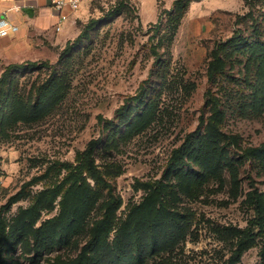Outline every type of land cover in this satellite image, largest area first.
I'll return each mask as SVG.
<instances>
[{
	"label": "rangeland",
	"instance_id": "1",
	"mask_svg": "<svg viewBox=\"0 0 264 264\" xmlns=\"http://www.w3.org/2000/svg\"><path fill=\"white\" fill-rule=\"evenodd\" d=\"M118 1L92 0L86 17L78 23L79 36L95 22L89 29V37L72 50L73 69L67 98L43 121L6 127L0 123V211L49 165L58 161L74 163L77 153L84 151L90 141L105 140L107 133L102 120L115 119L117 111L140 94L147 80L154 87L159 83V66L151 48L156 40H150L152 26L158 20L146 22L157 19L159 13L167 31L168 14L175 0H158V10L156 0H143L142 6L138 0H128L130 11L112 16L110 13ZM255 28L264 31V0H201L189 4L170 46L172 64L163 78L165 88L160 91L158 100L160 119L118 150L104 149L101 145L96 153L100 170L111 174L109 180L123 201L116 214L119 223L125 219L128 206L139 204L143 199L144 190L137 188L138 181L162 180L172 151L199 127L206 111L211 51L237 34L251 38ZM66 34L62 31L57 36L64 38ZM19 35L0 48V77L9 66L32 62L41 65L13 72L10 87L23 95L33 83L51 75L67 43L72 44L78 36L72 35L59 44L55 38L52 42L47 38L33 40ZM234 62L235 68L230 70L229 77L222 78L220 86L212 87L220 89L219 94L224 98V131L239 137L240 147L232 151L238 158L243 149L264 145V108H253L252 86L248 83L255 81V77L251 73L245 75L247 57L238 55ZM8 89L4 87V92ZM0 107L1 112L6 113L4 100ZM259 165L247 161L240 167L237 196H234L229 175L224 173L221 180L207 182L197 199L183 197L180 208L188 218V221L185 219L188 233L184 241L169 251L148 254L133 264H228L236 249L237 230L251 228L256 218L254 209L246 202V195L254 190L264 193V167ZM54 179L52 176L51 180L29 187L19 201L4 209L2 214L7 224L12 223L21 209L30 207L33 197L49 187ZM55 205L53 211H42L36 227L57 215L59 206ZM100 216V210H96L91 220ZM114 237L115 231L109 241ZM88 239L85 232L75 237L70 246L42 254L37 264H51L58 258L74 259ZM261 242L257 239L237 264H264ZM0 255L2 264H31L29 258L34 251L28 252L21 244L7 242Z\"/></svg>",
	"mask_w": 264,
	"mask_h": 264
},
{
	"label": "trees",
	"instance_id": "2",
	"mask_svg": "<svg viewBox=\"0 0 264 264\" xmlns=\"http://www.w3.org/2000/svg\"><path fill=\"white\" fill-rule=\"evenodd\" d=\"M192 1L201 0H175L168 14L167 31L163 28L161 15L152 26L154 31L150 40H156L151 48L159 66V83L154 87L147 80L141 86L140 94L117 111L115 119L102 120L107 133L105 140L90 141L84 151L77 153L74 163L58 161L49 165L41 176L33 177L8 200L3 210L19 201L29 187L55 176L51 185L36 194L30 207L21 209L11 224H7L3 210L0 211V254L7 242L21 244L28 252L34 251L29 260L31 264H37L42 254L57 247H68L75 237L86 232L89 239L76 258L68 261L58 258L51 264H133L148 254L169 251L184 241L188 233L185 219L188 221V218L180 208L183 197L197 199L207 182L221 180L224 173L229 175L234 196H237L239 170L243 163L251 161L264 167V145L243 149L238 158L234 156L233 148L240 147L239 137L224 131V98L219 94L220 89L212 87L220 86V80L229 77L238 55H245V75L251 73L255 77V81L248 83L252 86L253 108H264V31L255 28L251 38L237 34L227 42L217 44L211 51L206 111L200 118L199 127L172 151L162 180L138 181L137 188L144 190L142 201L130 204L125 219L120 223L117 219L116 214L123 201L109 180L111 174L100 170L96 153L101 145L104 149L118 150L160 119L158 100L160 91L165 88L163 78L172 64L170 46ZM128 4V0H119L110 15L130 11ZM94 24L88 25L72 44L67 43L58 68H52L51 75L44 81L33 83L27 94L21 95L11 89L13 72L41 65L32 62L9 66L5 70L0 77V104L4 100L8 109L5 113L0 107L1 124L6 127L43 121L67 98L73 69L72 50L89 37V29ZM4 87H9L7 92H4ZM246 202L254 209L256 218L251 222V228L237 230L236 249L228 264H237L257 239L262 241L261 257L264 261V193L251 191L246 195ZM55 203L59 206L57 215L36 227L42 211H53ZM96 210H100L101 216L93 221L91 216ZM113 231L115 237L110 242Z\"/></svg>",
	"mask_w": 264,
	"mask_h": 264
},
{
	"label": "crops",
	"instance_id": "3",
	"mask_svg": "<svg viewBox=\"0 0 264 264\" xmlns=\"http://www.w3.org/2000/svg\"><path fill=\"white\" fill-rule=\"evenodd\" d=\"M53 1L54 0H0V15L7 17L20 28L17 34L11 35L8 38H0V48L9 40L15 39L19 34L20 37L26 36V39L32 38L33 40L38 37L47 38L49 40L55 38L59 44H63L69 40L72 35L77 37L79 34L77 28L78 23L86 17L88 7L92 0H81L80 10L70 13L69 19L59 32L56 31L58 16L53 8ZM138 1L142 6L143 0ZM156 1L158 10V0ZM81 8L85 10L82 11ZM158 19L159 13L157 19H153V21L149 22L147 21L146 23H154ZM62 31L67 33L64 38L57 36V34ZM51 41L55 42L54 40Z\"/></svg>",
	"mask_w": 264,
	"mask_h": 264
},
{
	"label": "built area",
	"instance_id": "4",
	"mask_svg": "<svg viewBox=\"0 0 264 264\" xmlns=\"http://www.w3.org/2000/svg\"><path fill=\"white\" fill-rule=\"evenodd\" d=\"M81 0H54L53 8L57 12L58 22L56 31L62 29V25L69 19L70 13L77 12L80 8ZM20 31L19 26L15 25L7 17L0 15V38H8Z\"/></svg>",
	"mask_w": 264,
	"mask_h": 264
},
{
	"label": "clouds",
	"instance_id": "5",
	"mask_svg": "<svg viewBox=\"0 0 264 264\" xmlns=\"http://www.w3.org/2000/svg\"><path fill=\"white\" fill-rule=\"evenodd\" d=\"M0 34H2V33H0Z\"/></svg>",
	"mask_w": 264,
	"mask_h": 264
}]
</instances>
